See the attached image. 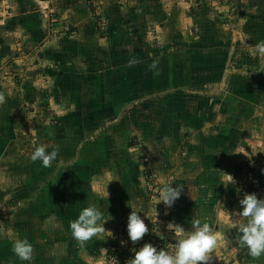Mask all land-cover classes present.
I'll use <instances>...</instances> for the list:
<instances>
[{"label":"crops","instance_id":"obj_1","mask_svg":"<svg viewBox=\"0 0 264 264\" xmlns=\"http://www.w3.org/2000/svg\"><path fill=\"white\" fill-rule=\"evenodd\" d=\"M211 1H195V7L190 8L181 1L169 2L172 6L168 11H150L145 26L124 27L123 32H114L111 37L95 39L94 20L82 0H4L8 7L6 15L0 16V65L13 60L16 54L21 53L24 59L17 68L21 74L15 75L14 71L9 76L11 79L0 82V97H3L0 101V140L5 135L16 138L20 130L25 131L26 136L34 132L36 138L44 142L36 146L44 145L46 150L58 146L59 151L49 167L39 160L31 161L33 167L27 164L24 171L19 159L7 164L18 171L11 172L17 174V178L8 175L14 180L5 178L2 172L6 190L1 189L5 197L0 198V264H100L105 261L107 245L114 241L110 218L125 215L130 201L137 200L135 193L134 197L129 195L131 189H123V186L128 187L129 181L139 180V173L136 178L131 177L130 161L126 162L121 176L103 159L100 170L85 181L83 189L78 187L70 169L95 164V147H85L94 157L90 161L84 159V153L78 150L81 139L69 144L74 137L66 126L55 132L53 125H46L48 119L38 121L36 114L39 116L44 110H53V118L61 117L73 111L78 103L76 108L79 107L85 117L82 124L95 122V110L90 111L94 100L98 103L96 116L99 117L104 116L105 111L106 114L107 111L116 112L118 105H122L121 111L128 106L130 112L138 113L135 121L139 120L140 129L144 127L140 136L148 146L151 171L162 187L169 182L173 187L182 186L174 209L171 207L166 215H158L160 220L178 223L186 231L192 229L195 219L211 226L212 202L221 198L225 205L226 201L234 202L235 212L240 211V197L233 192L236 191L235 181L225 187L222 171L234 170L235 159L246 150L264 157V52L256 48L264 41V0ZM48 11H55L57 15L51 16V22L59 21L50 29L45 22ZM184 27L187 30L181 31ZM114 55H126L134 58L131 63L145 65L143 77L130 72L126 82L127 98L123 101H117L108 92L101 97L96 94L102 89H111L106 82L109 79L104 77L115 66L112 63ZM81 94L89 95L88 101L80 100ZM30 107L34 108V115ZM151 115L155 118L153 123L149 122ZM46 117L49 118L47 114ZM26 121L27 125L31 123L30 127L25 126ZM3 130L9 132L3 134ZM186 134L190 138L186 147L163 146L165 139L180 141ZM82 135L80 132L75 138ZM195 136L207 143H195V139H191ZM246 139L252 142L247 143ZM155 143L158 148L154 147ZM68 144L72 146L71 152ZM36 146H31L29 156ZM108 150L112 153L115 149L109 147ZM156 152L161 157L154 159ZM216 152L221 155V163L211 156L210 161L206 160L204 155ZM142 166L138 164V168ZM25 170L39 174L33 187L28 184ZM94 178H99L98 184ZM214 181L221 183L220 192L214 197L203 193L196 198L186 193L189 185L205 191ZM95 200L101 203L98 207L103 209V214L105 212L106 231L81 246L72 237L69 222ZM9 206L13 209L11 215L6 213ZM233 211H225L224 225L211 226L221 234L222 243L208 253V264L213 261L264 264L247 255L243 258L246 249L236 245L237 231L231 228L238 218ZM5 216L8 219L3 218ZM239 219L244 222L245 218ZM17 238H26L32 244L31 261H21L13 253L12 244ZM95 242L98 244L96 250Z\"/></svg>","mask_w":264,"mask_h":264},{"label":"rangeland","instance_id":"obj_2","mask_svg":"<svg viewBox=\"0 0 264 264\" xmlns=\"http://www.w3.org/2000/svg\"><path fill=\"white\" fill-rule=\"evenodd\" d=\"M21 1H23V0H21ZM82 1L84 2L86 9L88 10V14H90V16L94 20V23H95L94 24L95 39H97V38L102 39V38H107L110 31L117 33L119 30H122V32H123L124 27L132 28L134 25H137V24H141V25L145 26V24H147V18L149 17L146 15L148 13H150V11H152V12L156 11L157 13L161 12V11L163 12V9H167V11H168L172 6L171 4H169V2L171 3V2L176 1V0H82ZM177 1H181L182 4H184V5L187 4V8H190L191 6L195 7V4H194L195 1L197 3L199 0H192V1L191 0H177ZM189 3H191L190 6H189ZM7 7H8V4L5 3L4 0H0V16L6 15L7 11H5V10H7ZM49 11H48V13L47 12L45 13V22H46L48 28L50 29V28H54L55 25H53V23H57L59 21L51 22L50 21L51 16H53V14H54V17L55 16L57 17V15H56L55 11H53V12H49ZM111 20H115V22L112 23ZM184 22H185V20H184ZM113 25H116V27H114ZM186 30H187L186 27L181 29V31H186ZM16 52L17 51H15V53ZM15 56L16 57L13 60L11 59V61L6 62L2 66L0 65V82L4 81V79H6V78L11 79V78H9V76H12L14 71H15V75L21 74V70H17V68L20 65H22L21 60L23 57H22L21 53L18 55L16 54ZM84 93H85V91H83V94ZM88 96L89 95H86V96L83 95L82 96V94H81L80 100L88 101L87 100ZM76 105H78V103ZM76 105L72 109L77 110ZM121 108H122V105H118V106H116V112L117 113L115 115L111 114L108 116L105 115V116H101V117L96 116L99 113V110L97 109L94 111L95 122L93 124L89 123V122H87L86 124L81 123V125L79 124L80 126L78 127L79 130H84L85 136H86L85 138H83V137L81 138V140L79 142V149H78L82 153H84V157H85L84 159L90 161L91 158L94 157L92 151H88L85 149V147H86L85 145H87V147H92V146L95 147V144H98V142H100V143H105L106 147H112L115 149V150H113L112 153L108 152L106 154V156L104 157V160H106V161H104V163L111 164V166L114 167V170L116 171V173L121 175V176L124 174L125 164H126L127 158L130 160V158L128 157V153L130 155H132L133 158H139V156H141L142 161L144 163L146 162V164H144L141 168L137 167V170L139 173L138 182L135 181V183H134V182H132V180L128 182L129 185L127 188L131 189V191H132L129 195L134 197V193H135L137 195V200L135 201V199H133L130 201L129 206H128V211L126 212L125 215L123 214L121 216H117V217L115 216L114 218H110V220L113 221L112 223L110 222V224L112 225V229L114 230V232H113V230H111V233H112V235H114V240H115V237L117 235L116 231H118L120 229L122 230L126 227L128 215L130 214V212L133 209L135 211L141 212L139 214L146 219L147 222L145 221V223L147 225L150 224V226H152L156 229H160L163 232H167L169 235H172V232L166 228L168 221L164 220V218H163V220H160V218H158V215H160V216H161V214L166 215V213H168L167 211H169V209H172L171 207H173V209H174V203L171 207H168L163 202H159V200H160L159 193L162 190V185H161L160 181L158 180V178H156L155 174L151 171V167L148 165V163L151 161V156H150V153H148V151H147L148 146H146L145 142H143V140L140 136V133L143 131L144 127H142L140 129L138 127L139 120L135 121L136 117H139V115H137L138 113L134 114V113H132L134 111L130 112L131 109H130V107L128 109V106L124 107L122 109V111H121ZM30 109H31L30 113H32L34 108L30 107ZM74 110L68 114V116H70V118L73 120V122H74V118L76 117ZM46 112L47 111H45V110L43 111V114H41L42 112H40L39 116L36 114L37 119H39L38 121L48 119V121H46V123H47L46 125L55 124L53 117H51L52 114L53 115L55 114L53 112V110L49 109V111L47 113ZM46 114L49 116V118L46 117ZM100 114L104 115V114H102V111H100ZM153 116L154 115H151L152 118H151V120L149 119L150 123L155 122V120H154L155 118ZM67 117L65 118V117L61 116L60 118H65V119L58 121V124H59V128H61V126L64 125L68 128V131H69L70 123L72 124V122ZM80 119H82V118H79L78 121ZM97 119H99V121H97ZM49 120H50V122H49ZM63 120H67V122L65 123V122H63ZM175 122H173V123H175ZM180 122H182V121H180ZM24 123H25V126L30 127L29 126L31 124L30 122L28 123L29 125H27V121ZM83 125H86V126H84V128H83ZM20 126H22V125H20ZM215 128L218 129L217 127H215ZM180 130H182V128ZM8 132L9 131H4L3 134H7ZM173 133H175V132H173ZM17 134H18V137H16V138L6 136L5 138L2 137V139L0 140L1 149L3 151V153H1V156H0V161L3 159L0 162V176H1L0 177L1 178V180H0V198H2L4 196L1 192V189H2V191L6 190L5 186H3V182L5 181V180H3V177L6 176L5 178H9L12 180H14V178L11 176H15V178H17V174H12L11 172L17 173L18 171H16V169L11 167V166H7V164L10 165L9 163H13V161H16L17 159L32 161L30 159V156H29V151H31V149H32L31 146H36L37 143L38 144L44 143L43 141H40V139L36 138L37 135L34 132H32L31 135L26 136V132L23 130H20ZM99 139L101 141H97ZM189 139L190 138L188 137L187 134H186V137H183L182 139H180V141H178V139L176 140V139H171V138L165 139L163 141V146L174 145L175 147H178V146L179 147H186V145L190 143ZM191 139H195L194 140L195 143L202 142L201 144H203V145L207 143V142L203 143V141H199L197 136L192 137ZM128 140H131L133 143L135 142V145L132 149H129L126 147V143ZM228 140H230V139H228ZM232 140L233 139H231V141ZM246 141H248L247 143H250V141L252 142L251 139H246ZM16 142L19 145L15 146ZM227 143H229V141H226V144ZM154 145H155L154 146L155 148H158V144L155 143ZM199 145H200V143H199ZM80 147H83V148H80ZM143 147H145V149H143ZM14 148L17 150L15 151ZM98 150H99V146H98ZM143 150H145V151H143ZM214 150L215 149H213V151ZM17 151H19V153H16ZM161 151H162V149H161ZM180 155H183V154H180ZM231 155L234 156V154H231ZM231 155H229V156H231ZM75 156H76V154H75ZM98 156H99L98 152H95V159ZM192 156H194V155H192ZM204 156H205L206 160H209V161L211 159H213L214 161L216 160L218 162H220V160H222L221 155L218 152L211 153V155L207 154ZM210 156H211V159H209ZM159 157H161V155H158L157 152H156V155L153 156L154 159L159 158ZM74 159H75V157L72 160L71 159H69V160L73 161ZM263 159H264V157H262L261 155H256V156L252 155L250 152V149L248 151L246 150L244 153H242V155H240V158L235 159L237 161L236 165H235L236 168H234V170H229V173L234 177V181H235L234 187H236V191H233V192L237 193V195L240 197L239 200L241 198H243L244 194H246V193H255L258 198H264V173H263L264 171H262V167L264 165ZM239 161H242L241 164H239ZM32 162H34V161H32ZM132 162L134 164H136V160H133ZM222 164H223V166H225V162L224 163L222 162ZM139 165H141V163H139ZM207 165H208V163L206 164V166ZM203 166L204 165H202V163H201V167H203ZM131 167H133V166L130 165L129 168H131ZM9 168H11L12 170H10ZM2 172L4 173L3 174L4 176H2ZM248 172L249 173L252 172L251 175H248ZM72 174L75 176L76 173L73 172ZM193 174H196V173H193ZM8 175H11V176H8ZM196 176H197V174H196ZM18 177L21 178L22 175L18 174ZM110 179H112V176ZM117 179L119 181V178H117ZM197 179L198 178H196V180ZM94 180H95V184H98L96 182L99 181V178L98 179L94 178ZM103 180H105V177L101 178L100 182ZM18 181H19V183L22 182V180L20 181L19 179H18ZM73 181H74V179H73ZM113 181H115V178L112 180V182ZM211 185L212 186H206L205 191H202L201 189L195 188L192 185H189L185 189H186V193H189V195H196V198H197V196H199L200 194L202 195L203 193H205V195L210 198V197H214V196L218 195V193L220 192L221 183H217L216 181H214L213 183H211ZM82 186H83V184H80L81 189H83ZM108 190H109V188H108ZM121 191H122V189H121ZM4 197H3V199H4ZM7 197L9 198V196H7ZM235 199L236 198L234 197V200ZM226 204L227 205H225V203L222 202V198L221 199H215L212 202V206H211L212 207L211 208V221H212V223H210L211 226H213L215 224H218L219 226L221 224L224 225L225 224V222H224L225 221V211L231 212L233 210H236L234 207V202L228 203L226 201ZM206 205H208V204H206ZM10 206H9V208H10ZM160 207H162V208L160 209V211H158L159 210L158 208H160ZM241 207L242 206L239 204L238 208L241 209ZM9 208L6 210V213L7 214L10 213L9 215H11L13 209L12 208L9 209ZM172 211H175V210H172ZM221 211H222V213H221ZM0 214H1V212H0ZM3 218L8 219L6 216ZM9 221L11 222V219ZM245 221H246V218L244 219V222ZM243 251H244L243 258H245L246 255H247L246 257H248V258L252 257L248 254V252L246 250H243ZM252 258L254 261H257V260L258 261H264V255H261L260 257H252ZM105 261H106V257H105ZM102 262H104V261H101L100 264ZM220 262H223V261H213L209 264H221ZM230 262L231 261H229V264H230ZM233 264H243V263H242V261H237V262L234 261Z\"/></svg>","mask_w":264,"mask_h":264},{"label":"clouds","instance_id":"obj_3","mask_svg":"<svg viewBox=\"0 0 264 264\" xmlns=\"http://www.w3.org/2000/svg\"><path fill=\"white\" fill-rule=\"evenodd\" d=\"M256 48L264 52V41L259 42ZM2 100L3 97H0V101ZM58 151V146L46 150V146L40 145L31 152L30 159L39 160L43 166L49 167L57 158ZM222 172L223 185L227 187L229 183L234 182V177L230 173ZM181 187L178 184L173 187L172 182L165 183L159 193V202L171 207L181 195ZM239 204L242 206L240 211L238 213L233 211L238 218L231 224V228H236L237 231L236 245L246 249L250 256L260 257L264 255V198H258L255 193H246L239 200ZM139 213L141 212L132 209L127 218V233L133 242L141 240L149 231ZM103 215L102 209L95 203L83 207L78 217L69 222L72 237L83 246L94 236L106 231ZM239 217L246 218V221L241 222ZM166 228L177 236L170 251L163 247L158 249L154 244L145 242L138 249L131 250L133 256L126 261V264H208V253L222 243L221 234L214 231L209 223H202L199 219L192 221L190 231L171 221L167 223ZM121 243L123 244L124 241ZM12 251L21 261L33 259V246L26 238L15 239Z\"/></svg>","mask_w":264,"mask_h":264},{"label":"trees","instance_id":"obj_4","mask_svg":"<svg viewBox=\"0 0 264 264\" xmlns=\"http://www.w3.org/2000/svg\"><path fill=\"white\" fill-rule=\"evenodd\" d=\"M113 26L116 27V25H113ZM112 33H114V32L110 31V33L108 34V36L111 37L112 36ZM149 58H150V55H149ZM133 59L134 58H129L126 55H114V59H113V62L112 63L115 66H114L113 69H111V71L109 72V74L106 75V77H104L105 79H109L106 82H108L107 84H109L111 86V89H109L108 91H104L102 89L103 92L102 91L96 92V94L98 95V97H101V95L102 96H105V93L104 92H108L109 94H111L112 98L115 97L117 101L120 100V99H122V101H123V99L127 98L128 89L126 88V82H128V77H130V72H132V74L135 72V74L137 76L139 75V76L143 77L142 76V73L145 70V65L143 63L142 64H138L137 63L138 60H136V63L137 64H135V63L128 64ZM186 59L187 58L184 57V61H186ZM124 63H126V64H124ZM185 65H186V62H185ZM94 96H95V93H94ZM97 104L98 103L95 102V100H94V103L92 104L93 105V108L91 110H90V106L89 107L87 106L86 108L88 110H90V111L97 110L98 109ZM78 108L79 107H77V110H74L73 109L75 111V116H76V117L74 116L75 117L74 118V122L70 118V116H68V115H64L63 116L65 118L68 116L67 118H69L71 120V122H72V124H71V126L69 128V132H70L71 136L74 137V138H71L70 139L72 141V143H69V144H76L77 141L79 142V140L82 137L81 138H75V137L78 136L80 132L83 133V135H82L83 138L86 137L84 130H79L78 129V127L81 125V123H83L85 121L84 120L85 117L82 116V112H81V110H78ZM110 108L115 110V108L113 106H111ZM116 113L117 112L107 111V114H106V111H105L104 114L108 116V115H111V114H114L115 115ZM65 118H60V117H54L53 118V119H55L54 120L55 124H51V125H53V128H55L54 129L55 132L58 131V130H60L58 121H60L62 119H65ZM79 118H82V119H80L78 121ZM91 120H93L92 117H91ZM89 123H92L93 124L94 121H89ZM84 126H86V125H83V128H84ZM5 137H6V135H5ZM97 141H101V140L99 139ZM69 144H68V146H69ZM62 145H65V144H62ZM134 145H135V142L133 143L131 140H128L127 143H126V147L127 148H130V147H132ZM85 146L87 147V145H85ZM98 146H99V150H98ZM92 147H94V146H92ZM71 148H72V146H69L68 149L70 150ZM108 149H109V147H106L105 146V143L98 142V144H95V152H98L99 156L95 159V164H86L87 166H84V164H83V166L74 167L73 169H70V172L71 173H73V172L76 173L75 174L76 177L74 175L73 176L78 181V186H80V184H83V185L86 184L85 181H89V178H91V175L94 172L96 174L97 169L100 170V167L102 166V161H103L104 157L106 156V154L109 152ZM143 149H145V147H143ZM143 151H145V150H143ZM70 152H71V150H70ZM128 157L130 158V160L127 158V161L126 162L130 161V165L133 166L132 167V172H131V177L132 178H136L137 173H138V170H137L138 164L141 163V165H144V164H146V162L144 163L142 161L141 156H139V158H133L132 155H130L128 153ZM134 159H136V164H134L132 162ZM19 161L23 163V167L21 168L22 171H24V167L27 164H29L30 167H33V163L31 161H27V160H19ZM25 173H26V175L28 177V184H29V186L30 187L31 186L33 187V184L34 183L36 184L37 181H38V179H39V174H35V173H33V171H29V170H25ZM37 188H38L37 189V192L39 193V191H40L39 185H37ZM77 188L78 187H75V189H77ZM123 189L124 190H127L128 188L123 186ZM73 198L75 199L76 197L73 196ZM48 204L50 205V203H48ZM85 204H88V202H85ZM95 204L97 206H99V207L101 206V203H99L98 200H95ZM60 208H63V207H60ZM73 209H74V211H76L75 208H73ZM61 210H64V208L61 209ZM57 212L59 213V210ZM104 214H105V212H104ZM122 230H126V227L124 229H122ZM111 245H116V240H114L113 242L109 243L107 245V249H109V247ZM97 248H98V244H97V242H95V250Z\"/></svg>","mask_w":264,"mask_h":264},{"label":"built area","instance_id":"obj_5","mask_svg":"<svg viewBox=\"0 0 264 264\" xmlns=\"http://www.w3.org/2000/svg\"><path fill=\"white\" fill-rule=\"evenodd\" d=\"M251 173L248 172V175H251ZM142 218L146 221L144 217ZM147 226L149 231L143 236L141 240L136 242H133L129 239L127 228L126 230H120L115 238L116 245H111L109 249H107L106 261H104L102 264H126V261L133 256V252L131 250L138 249L145 242L154 244L158 249L163 247L170 251L173 248L175 240L177 239L173 232L172 235H169L167 232H163L160 229L150 226V224ZM121 241H124V243L122 244Z\"/></svg>","mask_w":264,"mask_h":264}]
</instances>
